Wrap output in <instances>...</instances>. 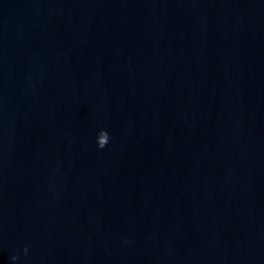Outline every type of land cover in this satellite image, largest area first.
Listing matches in <instances>:
<instances>
[{
  "label": "water",
  "instance_id": "water-1",
  "mask_svg": "<svg viewBox=\"0 0 264 264\" xmlns=\"http://www.w3.org/2000/svg\"><path fill=\"white\" fill-rule=\"evenodd\" d=\"M0 264H264V0H0Z\"/></svg>",
  "mask_w": 264,
  "mask_h": 264
}]
</instances>
